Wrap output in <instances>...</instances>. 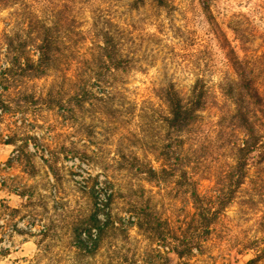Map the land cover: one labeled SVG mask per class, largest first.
<instances>
[{"label":"rangeland","instance_id":"1","mask_svg":"<svg viewBox=\"0 0 264 264\" xmlns=\"http://www.w3.org/2000/svg\"><path fill=\"white\" fill-rule=\"evenodd\" d=\"M167 1L161 7L146 0L137 8L133 0H16L0 6V71L10 66L1 35L28 34L32 15L58 29L62 50L45 76L24 78L15 87L6 83L0 91V264L167 262V249L132 227L126 212L130 201L150 198L162 219L179 229L193 211L179 178L150 183L133 161L137 156L156 169L164 163L171 141L158 120L167 107L157 93L171 83L186 96L197 79L206 81L210 97L200 124L182 143L171 144H180L177 153L201 194L212 195L223 183L233 163L217 134L218 122L232 109L219 88L233 75L231 50H238L231 27L241 23L264 50V0H211L209 9L201 0ZM95 18L116 31L132 65L93 87L104 101L79 107L75 95L95 83L85 63ZM31 31L26 53L36 59V25ZM50 99L62 103L52 107ZM92 216L129 227L98 242L96 230L90 231ZM263 248L264 164L251 160L245 184L213 226L203 253L172 260L242 264Z\"/></svg>","mask_w":264,"mask_h":264},{"label":"trees","instance_id":"2","mask_svg":"<svg viewBox=\"0 0 264 264\" xmlns=\"http://www.w3.org/2000/svg\"><path fill=\"white\" fill-rule=\"evenodd\" d=\"M16 0H0V6H8ZM146 0H133L132 7L137 8ZM159 6H167V0H152ZM204 9L210 8L211 0H201ZM29 32L4 33L1 35L6 45L5 54L10 60V66L0 71V91L11 86H19L24 78H40L54 69V64L62 52L59 46L60 36L55 26L46 24L33 16L26 20ZM37 27V55L32 59L26 53L32 41L31 29ZM238 50L232 49L230 62L233 75L224 78L220 84L222 95L230 101L232 109L228 110L218 122L217 134L229 150L233 163L226 173L223 183L214 190L212 195L201 194L198 183L189 172L188 165L177 153L184 137L196 130L202 119V113L208 105L209 87L204 79H197L188 95L181 94L173 83L162 88L157 95L165 103L167 111L158 120L162 123L171 141L167 152L162 156L159 169L148 165L137 156L133 158L136 172L143 174L150 183H168L170 178H179L189 196L193 211L187 216L182 226L175 229L169 220H163L160 213L152 205L150 198L141 201H130L126 215L132 218L131 226L136 227L152 243H159L167 249V262L173 263L175 257L180 261L190 258L194 253L202 254L206 242L210 239L213 226L221 214L234 201L239 189L245 184L251 160L260 166L264 164V50L255 47L252 37H248L241 23L231 27ZM94 36L91 41L90 59L85 63L95 83L83 87L74 99L76 105L83 106L85 102L93 105L94 100L104 101L103 96L96 95L93 87L107 83V76L115 72H127L132 65V59L123 53L117 41L116 31L94 19ZM242 52L241 54L239 53ZM4 86V87H3ZM6 86V87H5ZM52 107L62 101L50 99ZM3 101L0 100V105ZM51 107V108H52ZM256 160V161H255ZM169 179V180H168ZM108 184V181H106ZM144 190V189H142ZM111 219V218H110ZM113 219L105 223L92 216L90 231L96 230L98 242L107 236V232L116 227ZM121 229L126 233L127 228ZM264 259V248L255 252L254 256L242 264H259ZM150 262L149 264H157ZM228 264H240L233 260Z\"/></svg>","mask_w":264,"mask_h":264}]
</instances>
